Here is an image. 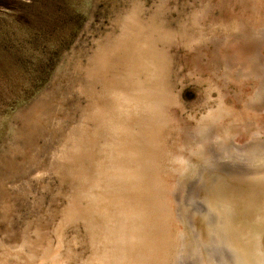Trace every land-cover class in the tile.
I'll return each instance as SVG.
<instances>
[{"label": "rangeland", "instance_id": "374dc122", "mask_svg": "<svg viewBox=\"0 0 264 264\" xmlns=\"http://www.w3.org/2000/svg\"><path fill=\"white\" fill-rule=\"evenodd\" d=\"M229 149L264 158V0H0V263L91 264L114 248L103 200L141 206L152 167L148 230L208 264Z\"/></svg>", "mask_w": 264, "mask_h": 264}, {"label": "bare ground", "instance_id": "6f19581e", "mask_svg": "<svg viewBox=\"0 0 264 264\" xmlns=\"http://www.w3.org/2000/svg\"><path fill=\"white\" fill-rule=\"evenodd\" d=\"M220 147L222 149L223 145ZM226 151L229 159L234 160L240 167L231 171L232 173H221L214 165H210V176L214 178L216 176L219 184L211 190L212 201L199 207L206 224L207 239L204 249L207 262L208 264H264V158L257 160L253 151L244 153L234 152L231 149ZM145 168L148 169L149 166ZM149 169L148 174L140 175V183L143 184H140L139 190L144 192L141 206L122 197H109L103 200L106 209L114 212L111 216L106 214L110 222L107 226L108 237L112 239L111 244L114 248L105 246L103 251L98 248L97 252L101 251L103 254L96 253L90 260L91 264H169L164 237L159 233L158 235L163 237L160 240L150 233L153 225L149 223L151 217L148 211L152 209V213L155 212L152 221L160 223L159 218L165 212V204L161 179L158 174H154L152 167ZM229 197L230 199L236 197L237 203H231ZM136 218L140 219L139 227L142 222L143 231H147L140 240L133 235L138 227ZM155 229H157L156 225ZM198 235L200 234L197 233ZM55 259L56 256H53L50 260L53 262ZM173 264L178 263L173 262Z\"/></svg>", "mask_w": 264, "mask_h": 264}]
</instances>
